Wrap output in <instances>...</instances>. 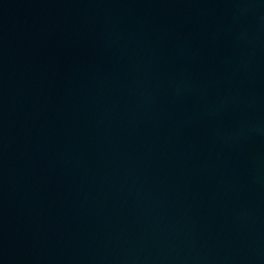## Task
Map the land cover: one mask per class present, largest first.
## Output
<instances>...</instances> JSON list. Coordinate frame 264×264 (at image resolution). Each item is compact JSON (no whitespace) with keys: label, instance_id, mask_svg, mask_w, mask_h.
I'll list each match as a JSON object with an SVG mask.
<instances>
[{"label":"water","instance_id":"obj_1","mask_svg":"<svg viewBox=\"0 0 264 264\" xmlns=\"http://www.w3.org/2000/svg\"><path fill=\"white\" fill-rule=\"evenodd\" d=\"M0 264H264V0H0Z\"/></svg>","mask_w":264,"mask_h":264}]
</instances>
